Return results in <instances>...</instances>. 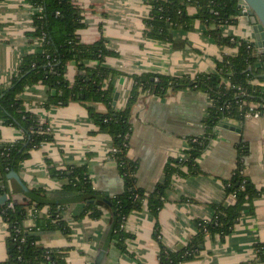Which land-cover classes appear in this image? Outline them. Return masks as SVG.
<instances>
[{
    "label": "crops",
    "instance_id": "0c3cea01",
    "mask_svg": "<svg viewBox=\"0 0 264 264\" xmlns=\"http://www.w3.org/2000/svg\"><path fill=\"white\" fill-rule=\"evenodd\" d=\"M148 0H75L81 9L85 28L78 31L83 44L104 40L116 57H106L105 64L123 75L114 77V93L122 80L121 91L112 106L125 108L130 82L126 76L145 73L169 77L195 78L217 73L222 56H234L237 49L219 47L207 35L205 25L195 20L190 28L168 31L166 40L147 35L151 7ZM189 16L196 14L188 8ZM33 11L23 0H0V85L8 86L17 74L24 56L36 52L38 43L26 36L31 30ZM229 24L223 36L253 42L246 24ZM93 68L96 62H88ZM78 74L75 63L67 65L65 77L73 83ZM259 83V81H258ZM54 92V91H52ZM44 86H32L21 95L24 109L47 123L53 139L29 153L19 164L17 178L5 183L8 198L26 204L30 191L45 194L49 204L61 210L68 234L58 230L41 231L39 244L45 248L68 249V264H159L160 246L170 251L183 249L197 233L196 222L208 221L216 204L230 205L233 197L225 190L237 162L238 147L245 150L243 174L261 195L253 200L254 213L241 218L232 232L220 238L206 235L197 259L184 264H264L258 260L256 246L264 244V112L259 118L243 122L224 120L213 133L208 148L196 159V169L171 165V160L185 157L189 140L204 134V119L210 103L207 96L193 88L167 90L163 95L141 94L130 112L132 132L128 155L137 162L136 186L153 193L164 186L166 167L172 173L163 194V205L156 217L143 208L129 214L124 230L130 237L125 252L111 238L112 214L106 202L124 191V183L115 161L110 157L111 138L97 132L86 106L71 102L63 106L44 107L50 96ZM114 97V94H113ZM87 106L99 114L106 113L101 103ZM227 125L228 127H224ZM21 132L0 123V140L13 142ZM49 162V164H47ZM83 166L98 193L101 216L81 217L83 204L65 190V181L54 170ZM4 183H0V188ZM46 204L37 212L31 207L24 227L31 229L36 220L48 215ZM7 224L0 217V262L6 259Z\"/></svg>",
    "mask_w": 264,
    "mask_h": 264
},
{
    "label": "trees",
    "instance_id": "16d2710c",
    "mask_svg": "<svg viewBox=\"0 0 264 264\" xmlns=\"http://www.w3.org/2000/svg\"><path fill=\"white\" fill-rule=\"evenodd\" d=\"M33 11L31 30L26 36L38 43L36 52L23 57L17 67V74L8 86L0 85V123L12 126L21 132V138L13 142L0 140V195L7 194L5 183L10 174L17 175L19 164L28 158L29 153L39 149L43 143L51 142L53 134L47 123H40L37 116L24 109L21 95L32 86H44L50 96L44 107L63 106L78 102L86 106L97 125V132L111 138L110 157L115 161L124 183L121 195L106 202L112 214L111 238L121 252H125L126 240L130 237L124 230L129 214L147 209L156 217L163 205V194L172 172L166 167L167 180L153 193H145L136 186L137 162L128 155V143L132 132L130 112L136 99L143 93L163 95L169 89L193 88L204 93L210 103L204 119V134L189 140L190 149L182 160H171V165L184 166L187 172L196 169L195 161L208 148L214 129L225 119L243 122L249 113L264 112V89L254 80L261 82L263 69L252 56L253 43L233 37L223 36L224 26L236 23L237 0H148L151 7L147 21V35L166 40L168 31L178 27L190 28L195 20L202 22L219 47L236 48L234 56H222L217 63V73L200 74L195 78L169 77L145 73L126 76L130 82L129 97L122 110L112 106L114 77L123 75L105 64L106 57H116L104 40L93 44H83L78 31L85 28L81 9L75 0H23ZM188 8L196 14L189 16ZM96 62L90 68L88 62ZM75 63L78 74L73 83L65 77L66 67ZM124 76V75H123ZM240 89V90H238ZM90 103H101L106 113H96ZM252 104H257L250 110ZM245 150L238 147L235 169L224 183L225 190L234 201L230 205L213 206L212 219L198 220L197 233L181 250L170 251L160 246L159 264H184L199 256L198 246L203 244L206 235H218L221 239L230 234L238 221L254 212L253 200L261 195L251 181L244 176ZM49 164V162H47ZM54 176L65 181V190L75 194L83 204L81 217L98 219L101 211L97 203L98 193L93 189L86 168L83 166L54 170ZM45 194L30 191L26 204L14 203L9 198L0 207V217L7 224L6 259L0 264H68V249L45 248L39 244L41 231L58 230L68 234V225L63 221L61 210L45 200ZM12 205V208L8 207ZM49 204L47 216L36 220L31 229L24 227V220L31 207L38 211ZM258 260L264 262V244L256 246Z\"/></svg>",
    "mask_w": 264,
    "mask_h": 264
},
{
    "label": "water",
    "instance_id": "95a60500",
    "mask_svg": "<svg viewBox=\"0 0 264 264\" xmlns=\"http://www.w3.org/2000/svg\"><path fill=\"white\" fill-rule=\"evenodd\" d=\"M237 17L239 22L246 24L247 32L253 39L252 56L258 60L263 74L259 77V85L264 89V0H237ZM122 80L117 86L113 97V105L121 91ZM55 94V92H52ZM228 127L227 125H223ZM17 178V175L10 174L8 179ZM8 195H0V207L7 203Z\"/></svg>",
    "mask_w": 264,
    "mask_h": 264
},
{
    "label": "built area",
    "instance_id": "2783aa9c",
    "mask_svg": "<svg viewBox=\"0 0 264 264\" xmlns=\"http://www.w3.org/2000/svg\"><path fill=\"white\" fill-rule=\"evenodd\" d=\"M250 43H252V42H247V48H250ZM224 56H225V55H224ZM252 83H253V84H257V85H259L258 81H256V80H254ZM238 90H240V89H238ZM207 99H208V98H207ZM208 101H209V100H208ZM256 107H258L257 104H252L250 110H253V109H255ZM260 116H261V113L256 111V112H253V113H249V114H247V115L245 116V119H248V118H259ZM40 123H43V122L40 121ZM49 129H50V128H49ZM182 159H183V157H180V160H182ZM8 207H9V208H12V205H11V204H8Z\"/></svg>",
    "mask_w": 264,
    "mask_h": 264
}]
</instances>
